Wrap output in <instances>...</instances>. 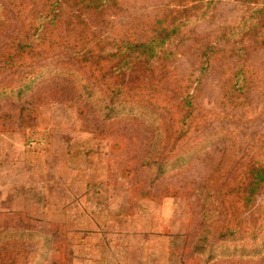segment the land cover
<instances>
[{
	"label": "rangeland",
	"instance_id": "1",
	"mask_svg": "<svg viewBox=\"0 0 264 264\" xmlns=\"http://www.w3.org/2000/svg\"><path fill=\"white\" fill-rule=\"evenodd\" d=\"M52 1L0 0V264H264V188L231 191L264 159V19L218 0L119 70L105 47L155 37L169 0Z\"/></svg>",
	"mask_w": 264,
	"mask_h": 264
},
{
	"label": "trees",
	"instance_id": "2",
	"mask_svg": "<svg viewBox=\"0 0 264 264\" xmlns=\"http://www.w3.org/2000/svg\"><path fill=\"white\" fill-rule=\"evenodd\" d=\"M69 0H53L51 12L54 16L59 15L58 9H61L63 3ZM88 9L96 11H105L110 5L111 0H72ZM116 0H114L115 2ZM218 0H169L171 8L167 13L166 22L161 26L155 37L147 41H123L109 48L105 47V52H117L119 57V65L116 67L122 68H137L139 71L147 70V66L152 62L154 57L161 55L165 56L169 53L172 44L173 35L181 28H185L190 18L200 19L199 16L204 15L207 10H210ZM247 2L248 19L252 23V31L259 30V23L264 19V0H245ZM87 6H85V5ZM115 4V3H114ZM61 12V11H59ZM59 17V16H58ZM254 28V29H253ZM181 29V30H182ZM172 41V42H171ZM29 44H20L19 49H25ZM108 47V46H107ZM112 50V51H111ZM109 56V54H107ZM241 72L239 73V75ZM243 79L238 77V83H242ZM187 99V98H184ZM188 106L182 112V117L185 121L190 115L192 108L189 101H184ZM186 125L184 124L183 128ZM264 188V159L250 163L247 170L244 172V177L231 188L232 193L236 197V202L241 204L243 208H248L252 205L260 190ZM232 194V195H233ZM240 221L235 222L233 226L227 227L221 233V238L225 241H234L237 236H241L242 228L239 226ZM238 239V238H237ZM236 239V240H237ZM264 242V240H263ZM257 247V245H256ZM244 246H241L242 250ZM14 250L7 256V260L1 264H17ZM64 264H70L69 259L65 258Z\"/></svg>",
	"mask_w": 264,
	"mask_h": 264
}]
</instances>
